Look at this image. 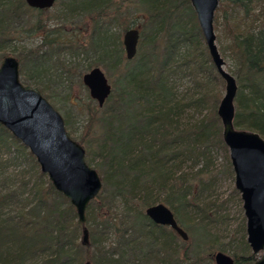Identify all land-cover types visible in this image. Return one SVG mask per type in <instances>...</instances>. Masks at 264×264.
I'll list each match as a JSON object with an SVG mask.
<instances>
[{"label":"trees","instance_id":"trees-1","mask_svg":"<svg viewBox=\"0 0 264 264\" xmlns=\"http://www.w3.org/2000/svg\"><path fill=\"white\" fill-rule=\"evenodd\" d=\"M69 1L71 12L79 11L90 20L85 42L72 33L66 36L61 28L46 29L37 20L31 30L41 34L44 50L17 54L16 61L24 82L29 77L51 78L50 70L63 68L58 55L65 52L89 58L87 70L99 66L107 76H115L102 108L95 102L86 108L89 127L97 124L99 134L84 148L85 163L97 159L101 190L86 207L85 223L79 224L73 207L39 172L26 148L0 126V148L10 151L13 161L22 162L32 177L26 198H20L15 189L9 191L11 181L6 184L8 178H4L0 165V189L4 184L8 189L0 194V264H211V252L205 259L202 255L215 250L212 240L205 237L200 244L193 243L192 233L198 225L186 209L192 196L191 182L199 187L207 185L201 181L210 172V154L214 149L226 150L215 115L219 98L215 95L203 120L181 128L177 119L185 105L171 98L163 80L171 57L185 48L191 74L201 73L208 83L222 85L205 46L194 53L203 40L188 0H138L144 22L139 30L137 58L130 61L124 57L118 35L109 30L110 22L105 21L113 0ZM255 1L259 0H220L213 30L221 26L236 66L234 78L240 88L234 98L233 126L264 139V23L261 12H255ZM259 8H264V3ZM31 11L42 14L47 10L29 9L23 0H0V59L6 47L16 41L21 18ZM118 25L124 32L130 29L123 19ZM158 32L163 38L160 55L153 44ZM220 52L223 54V49ZM36 92L41 95L43 89ZM208 95L206 88L199 102L205 105ZM184 156L195 165L203 163L188 183L177 174ZM227 168L231 175L228 164ZM119 203L124 206L122 210H118ZM10 204L20 211L14 217L2 218L3 207ZM155 204L171 211L186 236L192 230L191 241L188 236L182 241L171 229L146 218L144 210ZM83 228L88 236L85 246L81 244ZM247 250L243 243L240 253L233 252V264H253L255 257Z\"/></svg>","mask_w":264,"mask_h":264},{"label":"rangeland","instance_id":"rangeland-1","mask_svg":"<svg viewBox=\"0 0 264 264\" xmlns=\"http://www.w3.org/2000/svg\"><path fill=\"white\" fill-rule=\"evenodd\" d=\"M138 2V0H113L111 3L107 15L108 19H105V21L106 23L110 22L111 28L109 30L115 36L118 35L120 43L124 32L122 27L118 25L121 19H123V22L127 21L130 28L137 29L138 31L141 29L144 20L139 12ZM69 3V0H56L54 5L42 14L32 11L25 14L16 28L20 32L14 36L16 41L6 47L3 57L10 56L17 60V54L25 55L37 49L41 52L44 50V48H41V34L31 30L37 20H40L42 25L46 26V29L61 28L66 36L72 33L71 35L84 43L91 27L90 20L87 16L81 15L79 11L71 12ZM262 3H264V0L255 1L254 8L255 12L258 10L261 12L260 21L264 23V8H259ZM213 31L215 45L224 62V70L235 77L237 73L236 66L228 49L230 41L220 25H217L216 30ZM162 40L163 38L160 32L154 35L153 44L155 45L154 50L157 55H160L163 48ZM203 47L204 43L202 41L199 42L194 53L198 54ZM220 49H223V54L220 52ZM72 54L65 52L58 55V61L60 62L61 60L63 62V68L55 67L50 70L51 78L48 80L43 77L39 79L29 77L24 82L19 72L18 79L20 84L25 88L34 91L37 88L43 89L41 96L62 118L65 131L69 138L78 144L80 142L79 145L84 150L87 144L90 146L92 141L98 137L99 132L97 124L94 123L92 127H89V114L86 108L89 104L95 105V103L90 100L87 90L81 83V76L89 71L86 69L89 58L85 59L86 57L82 56H71ZM188 54L185 48H180L171 57L163 72V80L166 83L171 98L185 105L180 117L177 119L181 128H186L189 125L203 120L208 113V109L212 106L215 95H218L219 102L223 94V85L208 83L206 77L201 73L197 74V76L191 74L190 69L192 65L187 62ZM135 58H137L136 55ZM205 66L208 67L209 64L205 63ZM97 67L103 72L112 90L115 76H107L103 68ZM200 83L206 86L203 87ZM206 88L209 93L206 104L209 107L199 102ZM237 88L239 89L240 87L237 85ZM97 118H99V114ZM82 139L84 143H81L80 140ZM184 157H182L184 163L177 174L181 175L185 183H188L193 181L192 178L202 168L203 163H197L198 165H195L191 160L186 159V156ZM12 158L13 154L10 151L0 148V165L2 172L5 171L3 176L5 179L8 178V181H6L7 185L9 184V179L12 184V187H10L11 190L9 191L12 192L15 189L16 196L26 198L32 177L30 178L29 170L22 162L13 161ZM209 159H211V165L209 166L210 172L203 175V180L201 181L207 185L199 187L196 182H191L192 196L189 198L190 205L187 207L186 212L198 225L192 233V239L194 244H200L199 242H203V238L205 237L212 240L211 242L215 250L205 251L202 255L204 257L203 259H205L206 254L209 252H211L212 257L218 252L231 257L233 252L240 253L239 248L245 243L246 238L245 219L241 208V201L239 194L234 189L232 171L231 175L228 172L227 164L229 167L230 164L227 149L225 152L220 149H214ZM86 163L99 176L95 168L97 159L91 158V163ZM18 186L20 188L19 190L16 189ZM21 187L24 188V193ZM184 187H186V184ZM6 192H8V189L5 188L4 184L3 188L0 189V194H5ZM117 206L118 210H122V204L119 203ZM19 209L20 207L14 204L4 206L1 211L2 218L16 216L20 211ZM189 232L187 236L191 241V234ZM247 252L251 254L249 249ZM211 264H214L213 258H211Z\"/></svg>","mask_w":264,"mask_h":264},{"label":"water","instance_id":"water-1","mask_svg":"<svg viewBox=\"0 0 264 264\" xmlns=\"http://www.w3.org/2000/svg\"><path fill=\"white\" fill-rule=\"evenodd\" d=\"M220 0H188L194 13L210 63L223 85V94L215 115L220 123L222 143L227 149L235 191L239 194L245 219V243L256 257L253 264H264V139L257 133L233 126L235 78L224 70V62L215 45L213 17ZM32 10H49L56 0H23ZM139 31L126 30L121 39L124 57L134 58ZM88 97L102 108L111 93L103 72L91 68L81 76ZM0 126L26 148L41 174L52 188L73 207L79 224L85 223V210L101 190L98 174L84 160L83 148L69 138L59 114L36 91L23 87L18 79V62L10 56L0 62ZM154 225L171 229L182 240L186 234L177 226L171 211L162 204L144 210ZM81 244L87 245L85 228ZM259 254H261L259 256ZM214 264H233L232 258L220 252L213 255ZM82 264H91L86 261Z\"/></svg>","mask_w":264,"mask_h":264},{"label":"flooded vegetation","instance_id":"flooded-vegetation-1","mask_svg":"<svg viewBox=\"0 0 264 264\" xmlns=\"http://www.w3.org/2000/svg\"><path fill=\"white\" fill-rule=\"evenodd\" d=\"M38 11V10H37ZM44 11V10H43ZM252 255V254H251ZM254 256V255H253ZM255 257V256H254ZM255 260H256V257H255ZM233 261V260H232ZM255 262V261H254Z\"/></svg>","mask_w":264,"mask_h":264}]
</instances>
